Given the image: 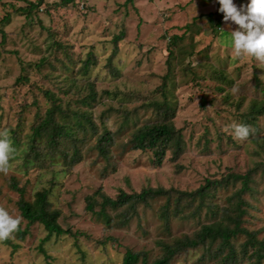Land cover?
<instances>
[{
  "label": "rangeland",
  "instance_id": "374dc122",
  "mask_svg": "<svg viewBox=\"0 0 264 264\" xmlns=\"http://www.w3.org/2000/svg\"><path fill=\"white\" fill-rule=\"evenodd\" d=\"M59 2L44 0L27 17L20 10L27 6L24 1H0V133H7L15 150L8 172L0 173V208L20 217L18 226L28 230L23 241L16 231L11 234L16 250L0 241V264H122L127 251L152 264L162 255L159 242L193 237L204 225L222 220L242 184L219 188L198 217H171L168 230L160 218L165 197L141 206L127 226L118 223L120 211L111 209L106 211L111 226L105 224L86 209L88 199L96 194L99 211L101 195L116 199L121 192L138 194L148 188L193 194L206 181L231 174L251 173V191L243 195L247 203L243 227L263 240L264 115L249 113L254 102L264 104V61L235 56L222 38L229 28L223 14L216 13L219 4L75 0L59 6ZM234 3L239 7L247 0ZM7 16L9 21H4ZM119 35L123 40L116 45ZM48 91L67 113L57 115L56 121L68 126L72 137L62 138L58 150L49 149L44 140L37 142L40 159L35 160L29 155L30 128L51 108ZM165 102L174 112L172 122L181 131L183 149L177 155L168 150L159 165L151 151L133 150L131 140L144 125L162 119L160 105ZM233 125L247 126L249 136L234 139ZM94 128L113 138L106 156L97 149ZM75 154L78 162L73 165ZM12 180L25 190L27 201L48 190L50 208L61 212L59 223L72 235L52 236L43 243L47 232L22 218L21 197L10 186ZM183 199L182 205L189 203L188 197ZM198 204L194 201L185 215ZM245 241L244 236L233 240L239 264H251L248 256L242 257ZM217 245L186 251L171 264H217L211 255Z\"/></svg>",
  "mask_w": 264,
  "mask_h": 264
},
{
  "label": "trees",
  "instance_id": "16d2710c",
  "mask_svg": "<svg viewBox=\"0 0 264 264\" xmlns=\"http://www.w3.org/2000/svg\"><path fill=\"white\" fill-rule=\"evenodd\" d=\"M1 1V0H0ZM24 1L27 6L26 8H21L20 10L27 14V17L31 16L34 10L40 9L44 4V0H38L37 2H32L29 0ZM75 0H60L57 5L67 6L74 3ZM55 5V6H57ZM217 14L220 13L216 12ZM215 14V13H214ZM214 14L209 15V20L213 24ZM4 21H9V16H7ZM220 28V21L217 25ZM123 40V35L115 37L114 44H118ZM116 50L114 51V55ZM89 63L87 62L84 66V71L86 73ZM46 98L52 103L51 108L46 112V116L36 125H32L30 128L31 139L29 155L34 154V159H40L39 151L37 150L36 143L44 140L47 147L52 150H58L61 145L60 140L62 138L72 137V130L64 124H60L56 121V116L67 117V113L62 109L60 104L54 101V96L50 92L45 93ZM93 99V94L90 95ZM162 112V121L155 123H150L144 125L141 129L137 130L132 137L131 144L132 149L135 151H151L154 153L157 163L160 165L166 155L168 150H172L174 155L180 153L183 149V139L180 130H177L173 125L172 119L174 117V112L167 102L160 105ZM250 116H262L264 115V104L254 102L251 106ZM77 116L78 114L75 113ZM85 118L86 116H80ZM87 118V117H86ZM88 121V120H86ZM79 126L81 121H79ZM94 133L97 134V130L94 128ZM98 135L97 149L99 153L103 156L109 152L108 148L113 144V138L109 132H103ZM77 155L72 157L73 165L78 162ZM247 173L245 175L231 174L227 178L217 181H206V184L198 189L193 194H178L175 190H164L159 189H144L138 194H126L121 192L116 199H111L107 196L101 195L102 199L99 204L100 210H95V204L97 201L94 197L88 199L87 210L92 214H95L97 218L103 220V222L111 226L112 218L107 214V210L111 209L113 211H120V217L118 223L121 226H127L132 219L138 216V210L140 207L147 208L150 201H154L159 197H165L166 203L163 205L160 218L165 224V228L168 230L171 217H183L184 219H193L199 216L200 211L203 207H210L207 204V199L218 191L219 188L228 187L230 184H235L238 181L242 184L240 190L234 194L231 198L230 207L223 212V219L218 220L210 225H204L201 230L196 233L193 237L185 236L181 239H177L172 243L159 242V246L162 250V255L156 259L152 264H171L172 261L180 254L197 249L201 246H205L208 243L210 245L218 243L217 247L213 249L211 255L217 260V264H239L240 256L236 251L233 240L240 236L246 237V241L241 249L242 257L248 256L251 264H262L264 261V239L258 240L255 232H249L243 227V217L246 214L247 203L243 199V195L246 192H250V175ZM10 186L19 193L20 200L18 201V210L22 218L27 222V225L31 226L34 224L41 225L47 232L46 238L43 243L49 241L52 236H65L72 235L70 230H64L59 223L61 217V212L59 210H52L50 208L51 204L49 202L50 192L48 190L38 191L34 195L33 201L25 200L24 194L25 190L20 188L15 180L10 182ZM100 196V194H97ZM183 197H188L189 203L182 205ZM198 200L199 204L196 210L186 216L188 209L193 207L194 201ZM193 201V202H192ZM172 202L174 206H172ZM19 239L24 240L25 236L28 234V230H21L18 226L16 230ZM2 244L6 246L13 247L14 250L18 248L16 244H13L11 239L0 240ZM40 251L45 254L43 250V245H40ZM249 252H251L249 254ZM249 254V255H248ZM254 261V262H252ZM146 264L147 260L145 256L140 254H135L133 252L127 251L123 259L122 264Z\"/></svg>",
  "mask_w": 264,
  "mask_h": 264
},
{
  "label": "clouds",
  "instance_id": "9594fccd",
  "mask_svg": "<svg viewBox=\"0 0 264 264\" xmlns=\"http://www.w3.org/2000/svg\"><path fill=\"white\" fill-rule=\"evenodd\" d=\"M219 4L218 12L229 28L228 34L222 38L234 50L237 58L251 56L264 61V0H247L239 7L234 0H215ZM233 25L238 26L233 28ZM234 139L243 140L249 136V128L245 125H233ZM14 148L9 142L7 133H0V173L9 170L10 156ZM21 223L20 217H13L0 208V240L9 239Z\"/></svg>",
  "mask_w": 264,
  "mask_h": 264
}]
</instances>
